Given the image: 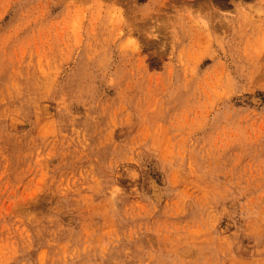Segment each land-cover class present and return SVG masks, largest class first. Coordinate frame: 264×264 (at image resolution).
I'll list each match as a JSON object with an SVG mask.
<instances>
[{"label":"rangeland","instance_id":"obj_1","mask_svg":"<svg viewBox=\"0 0 264 264\" xmlns=\"http://www.w3.org/2000/svg\"><path fill=\"white\" fill-rule=\"evenodd\" d=\"M0 264H264V0H0Z\"/></svg>","mask_w":264,"mask_h":264}]
</instances>
